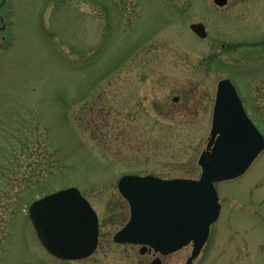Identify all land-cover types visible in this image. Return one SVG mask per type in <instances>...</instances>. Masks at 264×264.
Segmentation results:
<instances>
[{"label": "rangeland", "instance_id": "rangeland-1", "mask_svg": "<svg viewBox=\"0 0 264 264\" xmlns=\"http://www.w3.org/2000/svg\"><path fill=\"white\" fill-rule=\"evenodd\" d=\"M0 4V264H145L138 247L113 242L130 217L119 180L199 178L226 78L264 133V0ZM70 186L100 220L99 250L79 261L50 255L27 213ZM216 188L220 216L194 264H264V152Z\"/></svg>", "mask_w": 264, "mask_h": 264}, {"label": "water", "instance_id": "water-1", "mask_svg": "<svg viewBox=\"0 0 264 264\" xmlns=\"http://www.w3.org/2000/svg\"><path fill=\"white\" fill-rule=\"evenodd\" d=\"M214 2L223 7L228 0ZM190 28L207 37L204 24L193 23ZM263 151L264 135L245 111L236 88L229 79L220 81L210 138L198 162L200 179L122 177L118 189L130 205L131 216L114 236L115 242L150 246L162 254L192 243L185 264H193L221 212L215 184L242 176ZM29 217L44 248L57 258L85 259L97 249L98 215L77 187L35 201Z\"/></svg>", "mask_w": 264, "mask_h": 264}, {"label": "flooded vegetation", "instance_id": "flooded-vegetation-1", "mask_svg": "<svg viewBox=\"0 0 264 264\" xmlns=\"http://www.w3.org/2000/svg\"><path fill=\"white\" fill-rule=\"evenodd\" d=\"M6 28H7L6 26H5L4 28L0 26V31L5 30ZM174 101H175V102H178V101H179V97H176V99L174 98ZM99 245H100V241H99ZM122 245H131V246L138 247L140 253H141L142 250H143V248H142L141 246H138V245H133V244H122ZM185 248H187V247H185ZM185 248H183V249H185ZM183 249H181V250H179V251H177L176 253H173V254H169V255H161L160 253H157V252H155L154 250H152V249H150V248H145V249H144V253L142 252L141 254H142V255H148V256L150 257L149 260H147V261L145 262V264H150L152 261H154L155 259H158V258L160 259L161 264H166V259H167V258H169L170 256H173V255H175V254H177V253H179V252L182 251ZM98 250H99V246H98L97 251H98ZM97 251H96V252H97ZM188 259H189V256L186 258V260H185L182 264H185L186 261H187Z\"/></svg>", "mask_w": 264, "mask_h": 264}, {"label": "trees", "instance_id": "trees-1", "mask_svg": "<svg viewBox=\"0 0 264 264\" xmlns=\"http://www.w3.org/2000/svg\"><path fill=\"white\" fill-rule=\"evenodd\" d=\"M195 173H196V171H195ZM194 174V173H193Z\"/></svg>", "mask_w": 264, "mask_h": 264}]
</instances>
